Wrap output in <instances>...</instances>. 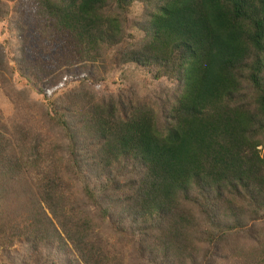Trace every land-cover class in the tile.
<instances>
[{"label": "trees", "instance_id": "obj_1", "mask_svg": "<svg viewBox=\"0 0 264 264\" xmlns=\"http://www.w3.org/2000/svg\"><path fill=\"white\" fill-rule=\"evenodd\" d=\"M34 1L49 45L80 63L57 80L58 91L68 77L79 86L93 82L90 75L102 78L93 66L103 62L134 65L171 86L156 110L121 97L85 99L91 164L81 165L52 100L58 91L51 98L41 79L50 73L23 47L7 68L8 44L0 40L1 76L18 74L51 101L50 118L69 143L62 166L27 132L0 126V261L32 244L34 252L56 246L67 264H128L67 196V173L90 167L106 174V190L122 195L113 229L138 264H199L224 249L235 257L234 243L244 242L251 245L240 250L244 263L264 264V0ZM137 5L147 11L132 22ZM5 15L0 3V23ZM82 195L108 218L85 182ZM52 257L39 260L62 264Z\"/></svg>", "mask_w": 264, "mask_h": 264}, {"label": "rangeland", "instance_id": "obj_2", "mask_svg": "<svg viewBox=\"0 0 264 264\" xmlns=\"http://www.w3.org/2000/svg\"><path fill=\"white\" fill-rule=\"evenodd\" d=\"M0 3L5 16H7V19H3L0 23V40H5L8 44V58L10 59L7 68L14 65L13 58H18L20 48L23 47L31 60H37L41 69L50 73L49 76L40 73V76L45 86L50 90L52 98L60 90L57 80H61L65 75L69 76L70 71L78 69L79 60L70 59L72 55H61L49 45V31L39 19V11L34 0H0ZM145 11H147L146 8L135 6L131 13V21L140 17L143 19ZM19 23L23 30L16 29ZM20 38L25 39L24 44H19ZM93 68L102 78L90 75L91 79L94 78L93 82L91 80L85 83L86 85L79 86L73 80L76 77H68V83L64 90L58 91V95L52 98L55 101L54 105L65 115L72 130L76 144V158L79 159L81 165L91 164L87 159L91 154L90 131L82 123L85 120L83 117L85 99L100 100L108 97L113 99L121 97L133 104L152 105V108L156 110L158 99L162 98L171 86L166 80H154L151 73L134 65L123 66L120 70V68L112 69L109 63L103 62ZM93 68H87L86 72L93 71ZM64 84H61V87ZM50 102L42 99L35 89L18 74L12 76L8 71L2 73V76L0 74V126L6 127L9 133L14 135L19 133L18 130L27 132L25 134L35 138L46 153L50 151V156L61 159V165L64 166L68 160L69 143L50 118L48 111ZM53 152L61 154V157L53 155ZM67 174L65 180L69 189L68 198L88 212L87 215L93 222L94 230L101 238L102 243L107 245L111 252H119L123 260L128 261V264H138L139 262L131 260V256H129L132 246L126 245L122 241L123 238L118 236L113 229V224L116 221L115 216L120 212L122 195L116 190L105 189L108 179L106 174L90 167L85 168L78 177L73 173ZM84 182L102 202V206L109 211L108 218H100L98 207L96 210L85 201L82 195ZM121 182L119 179L118 183L121 184ZM8 208L13 209V207H3L2 212H8ZM234 244L239 249L235 257H231L227 249L221 252L220 250H211L204 257L199 258V264H245L241 257L243 253H240V250L249 252L251 245L245 242ZM52 254L56 255V259L51 258L53 262L62 259V264H67L70 260V256H65V253L59 251L56 246L42 247L39 248V251L34 252L32 244H25L12 247L8 253L4 252L2 254L3 261H0V264H41L40 257L45 259L46 255Z\"/></svg>", "mask_w": 264, "mask_h": 264}]
</instances>
